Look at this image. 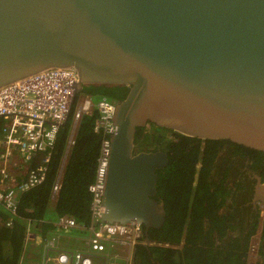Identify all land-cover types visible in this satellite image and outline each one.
<instances>
[{"label": "water", "instance_id": "water-1", "mask_svg": "<svg viewBox=\"0 0 264 264\" xmlns=\"http://www.w3.org/2000/svg\"><path fill=\"white\" fill-rule=\"evenodd\" d=\"M124 86L102 223L159 229L164 152L134 153L149 123L264 154V0H0V88L48 68ZM264 203V182L256 189ZM149 242V241H148Z\"/></svg>", "mask_w": 264, "mask_h": 264}, {"label": "trees", "instance_id": "trees-1", "mask_svg": "<svg viewBox=\"0 0 264 264\" xmlns=\"http://www.w3.org/2000/svg\"><path fill=\"white\" fill-rule=\"evenodd\" d=\"M127 91L124 86L88 85L80 94L93 101L106 99L119 103ZM76 100L77 97L59 130L44 183L20 196L17 216L10 227L5 225L10 216L0 211V264L24 261L33 244L26 241L28 229L42 242L54 236L53 222L57 219L53 221V218L68 215L80 225L89 224L91 198L87 187L93 182L100 143L105 136L93 131L98 118V113L93 110L82 118L74 144L64 157ZM211 146L214 147L209 148ZM134 147V153L161 151L168 158L165 167L156 172L155 200L163 204L164 223L159 229L148 230L147 240L152 245L135 249L134 264H247L250 243L258 233L257 251L260 258L264 257V218L252 205L245 212L240 211L239 201L244 197L243 193H247L246 189L242 183L228 187L218 182L217 171L221 172L222 168L218 161L215 162L216 154L223 148L224 151L231 149L234 154H245L250 170L259 172L263 183L262 152L227 140L203 141L183 136L150 123L136 129ZM38 162L39 158L35 157L31 168ZM59 174L61 187L52 203V187ZM225 208L228 209L223 213ZM74 235L76 240L69 237L65 246L76 250L81 248L77 239H86L87 232H75ZM42 253L41 249L40 258Z\"/></svg>", "mask_w": 264, "mask_h": 264}, {"label": "built area", "instance_id": "built-area-1", "mask_svg": "<svg viewBox=\"0 0 264 264\" xmlns=\"http://www.w3.org/2000/svg\"><path fill=\"white\" fill-rule=\"evenodd\" d=\"M78 82L79 76L74 68H48L0 88V211L10 216L5 224L7 227L17 216L20 196L37 188L46 179L59 130L74 105ZM93 110L98 113L93 131L102 132L105 137L100 143L93 182L87 187L91 198L89 224L80 225L73 217L59 216L53 222L54 236L39 242L40 245L43 243L42 264H133L135 248L144 245L141 225L100 221L104 214L102 195L111 153L110 139L116 132L115 103L85 97L75 104L64 157L74 144L82 118ZM35 157L39 162L31 168ZM60 177L59 174L52 187V201L60 190ZM260 217L264 218V210ZM85 231L87 238L77 239L81 248H62L61 234L69 238L70 234ZM35 237L28 229L26 241H33ZM53 255L55 258L51 261Z\"/></svg>", "mask_w": 264, "mask_h": 264}, {"label": "flooded vegetation", "instance_id": "flooded-vegetation-1", "mask_svg": "<svg viewBox=\"0 0 264 264\" xmlns=\"http://www.w3.org/2000/svg\"><path fill=\"white\" fill-rule=\"evenodd\" d=\"M126 89L128 90V88ZM79 94H77L76 96H78ZM85 97H89V96H85ZM112 102L115 104H118L115 101H112ZM213 147L214 146H211L209 148H213ZM224 149L225 148H223L222 151L216 154L215 162L218 161L217 163L218 166L222 168L221 172L217 171V176H216L217 181L228 187H231L236 183H242L247 193H243L244 197L239 201L240 204L238 205V208L240 209L241 212H245V209L249 207V205H252V208L255 210L257 209L259 216H261V212L264 210V203L256 200V195H257L256 189H257L258 182L260 180V177H259L260 175L258 174L259 172L253 173L250 170L249 168L250 163L248 160H246L245 154H239V153L234 154L231 149L230 151H227V150L224 151ZM134 150H135V147H134ZM137 153H140V152H136L133 154H137ZM223 170H225V172ZM249 190H252L251 195L249 194ZM156 192H155L154 197H152L154 201H156L155 200ZM227 209L228 208H225L224 211L222 210L223 213Z\"/></svg>", "mask_w": 264, "mask_h": 264}, {"label": "rangeland", "instance_id": "rangeland-1", "mask_svg": "<svg viewBox=\"0 0 264 264\" xmlns=\"http://www.w3.org/2000/svg\"><path fill=\"white\" fill-rule=\"evenodd\" d=\"M83 98L84 97H83L82 94L78 95L77 96V100H76V104H79L83 100ZM48 217L51 218V216H49V214H48ZM56 219H57V217L53 218L52 220L55 221ZM69 237H71L72 239L76 240V237H75L74 233L70 234ZM252 240H253L252 241V245L254 246V250L249 252L248 258H247V264H264V257L260 258L259 255H258V252H256V248H257L258 243H259V233L256 236H254ZM63 249L64 250H72L73 248L71 246H66V247H63ZM31 251L33 253H36V255H38L39 252H41V247L39 249L36 248V249H32V250L29 248L28 253L31 252ZM54 258H55V256L53 255L51 257V261H53ZM22 264H40V263H38L36 261V258L35 259H27V255H26L25 258H24V261L22 262Z\"/></svg>", "mask_w": 264, "mask_h": 264}, {"label": "crops", "instance_id": "crops-1", "mask_svg": "<svg viewBox=\"0 0 264 264\" xmlns=\"http://www.w3.org/2000/svg\"><path fill=\"white\" fill-rule=\"evenodd\" d=\"M20 178H18L17 177V180H19ZM52 203H53V201H52ZM61 236H62V238H60V241H61V245H62V248L65 246V244H66V239H69V238H66V235L65 234H61ZM35 239H36V237H35ZM35 239H33V240H35ZM34 245V247H32ZM67 246V245H66ZM65 246V247H66ZM33 248H37V249H39L40 248V246H39V244L37 243V242H33V244H31V246H30V249H33ZM42 249V248H41ZM37 259V258H40V255L38 254V255H36V253H33L32 251L31 252H29V253H27V259ZM23 262V261H22ZM22 262H21V264H22ZM38 263H40V264H42V258L38 261Z\"/></svg>", "mask_w": 264, "mask_h": 264}, {"label": "clouds", "instance_id": "clouds-1", "mask_svg": "<svg viewBox=\"0 0 264 264\" xmlns=\"http://www.w3.org/2000/svg\"><path fill=\"white\" fill-rule=\"evenodd\" d=\"M77 97V96H76ZM117 105V104H116ZM141 227H142V230H143V241H144V245H140V246H146V247H149V246H151L152 245V243L151 242H148V240H147V234L145 235V231H144V226L143 225H141ZM37 237H39L38 235H36V239L35 240H33V241H30L29 243H33V242H37L38 244H39V246H40V243H39V239H37ZM253 241V240H252ZM252 241H251V243H250V248H249V252L251 251V245H252ZM29 243H27V244H29ZM137 247H139V246H137ZM136 247V248H137ZM135 248V249H136ZM258 250V246H257V248H256V252H258L257 251ZM134 252H135V250H134ZM249 252H248V254H249ZM135 256V255H134ZM134 259V258H133ZM134 261V260H133ZM134 264V263H133Z\"/></svg>", "mask_w": 264, "mask_h": 264}]
</instances>
